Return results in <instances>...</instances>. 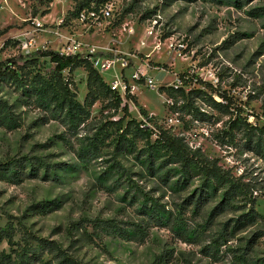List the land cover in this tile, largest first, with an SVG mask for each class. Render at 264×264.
Listing matches in <instances>:
<instances>
[{"label": "rangeland", "instance_id": "1", "mask_svg": "<svg viewBox=\"0 0 264 264\" xmlns=\"http://www.w3.org/2000/svg\"><path fill=\"white\" fill-rule=\"evenodd\" d=\"M99 2L0 0V62L23 56L26 38L36 40L34 52H61L57 32L76 35L100 56L130 59L126 79L144 70L157 84L149 89L142 81L130 94L137 103L122 99L120 110L102 95L89 108V121L73 130L63 115L39 108L26 90L1 82L0 99L12 105L19 127L0 129V165L22 163L16 183L0 172V228L14 226L21 247L25 231L55 241L83 264H237L238 251L256 238L250 262L264 264V150L258 148L264 146V0H107L114 19L103 22L100 33L85 31L73 12L103 6ZM35 20L43 31L35 32ZM160 43L162 50H155ZM53 68L50 59L40 60L42 74ZM116 73L102 76L110 84ZM64 77L84 104L87 72ZM175 85L204 95L171 97ZM122 118L124 126L136 120L154 134L150 140L131 135L120 144L110 123ZM160 130L183 138L201 157L188 168L163 150L147 161ZM27 159L35 164L34 176L27 177ZM203 159L217 161L221 180L206 175ZM120 165L123 177L112 168ZM109 171L114 177L106 176ZM230 176L251 190L216 211L226 202ZM249 212L263 220L234 230ZM18 248L4 242L0 253Z\"/></svg>", "mask_w": 264, "mask_h": 264}, {"label": "trees", "instance_id": "2", "mask_svg": "<svg viewBox=\"0 0 264 264\" xmlns=\"http://www.w3.org/2000/svg\"><path fill=\"white\" fill-rule=\"evenodd\" d=\"M101 1L103 2H99V5L107 2V0ZM83 9L84 8H81L77 12H73V16L77 17L79 12ZM34 15H37V12H35ZM69 17L64 20V23L69 21ZM41 59H50V62L54 65L53 70L49 74H42L40 72L39 64ZM78 69H84L87 72V88L89 93L84 104L77 101L76 94L72 91L70 83L64 77V73L73 74ZM184 79L185 75H182L181 80ZM1 82H9L19 89L26 90L30 96L35 97L36 105L39 108L46 111L52 110L56 114L63 115L73 130H78L83 124L89 121V108L94 106L102 95L109 98L111 97V103L117 110H120L122 106V97L120 94L111 90L110 85L105 82L102 74L94 69L89 56L85 55L65 56L53 50H43L32 53L30 56L11 58L0 62V83ZM201 85L207 91H215L211 84L202 83ZM168 94L171 97L181 95L183 98H186L187 94L204 95V92L201 90H191L187 93V90L184 88L172 87L168 90ZM128 100L137 103L135 97L129 96ZM214 103L219 105L216 102ZM122 111L125 113V117H129V109L127 106H125ZM110 126L117 128L120 144L128 142L131 135L146 136L150 140L154 134L151 128H148L142 122H136V120H131L124 126V118H122L119 122H111ZM18 127L19 122L16 119L12 105L0 99V129L15 130ZM237 128L238 122L235 120L231 125V129L234 131ZM260 131L264 135V128ZM156 136L155 143L153 145L150 144L152 151H146V153L148 152L147 161L151 163L154 161V156L162 150L170 154V161H173L175 164H181L184 168H188L194 164L193 157L198 159L201 157L200 151L192 154L183 138L173 136L169 134V132L163 130L158 131ZM258 148L260 149V153H262L264 146H261L259 143ZM39 161H41V159H39ZM203 161L209 164L210 167L213 166L212 169L209 166H207V170L204 168L207 176L215 178L216 180H221L223 178V176L220 175V170L217 168V161H210L208 159H203ZM26 162L25 165L27 168H31V173L27 177L34 176V172L36 171L35 164L31 159H27ZM21 163L22 160H19L7 165H0V172L7 174V176H5L6 178L3 179L16 183L17 181L15 179L19 178L17 168L20 167ZM112 168L115 169V173L121 174L122 177L124 176L121 165L113 166ZM109 175L114 177L113 175L115 174L111 171L106 172V176L108 177ZM228 184L229 187L225 194L226 202L221 203L216 211L222 210L224 205H227L229 201L239 193H248L251 190L249 184L242 182V178L236 179L230 176ZM202 201L203 196H200L196 204L200 205ZM259 219L263 220V218L255 212L244 214L236 221L234 230L245 224H254ZM24 233L25 236L23 239L25 245L21 247L15 242L16 231L14 226L7 225L6 228H0V245L6 242L13 249L18 246L20 247L13 250L11 254L6 251L0 253V264H54V261L56 262L55 264H83L70 256L59 243L34 236L30 234L29 231H25ZM254 241H256V238L248 243L247 248L243 252L242 250L238 251L239 254L235 256L237 264H251L248 250L251 248ZM32 242H36L37 246H32ZM46 256H51L52 260L46 261Z\"/></svg>", "mask_w": 264, "mask_h": 264}, {"label": "built area", "instance_id": "3", "mask_svg": "<svg viewBox=\"0 0 264 264\" xmlns=\"http://www.w3.org/2000/svg\"><path fill=\"white\" fill-rule=\"evenodd\" d=\"M62 2L63 0H57ZM114 19V5L112 3L103 4V6L99 8H85L81 10L76 18V23L82 25L88 32L96 30L100 31V27L103 25V22H111ZM59 26H61V24ZM36 28L35 32L43 31L44 25L35 20L34 22ZM58 39L64 42L62 51L59 52L65 56H73V55H85L89 56V59L94 67L99 73L117 71L113 81L109 84L110 88L113 92L119 93L122 99H126L131 95H135L140 88V84L144 81V85L149 89H157V84L154 79L148 75L147 71L138 70L135 71L131 79L125 78V70L130 68L131 60L126 59L124 57H112V56H100L95 48H89V45H85L77 39L76 35L68 34V36L64 34H60L55 32ZM37 45V42L34 38H26L21 41V53L23 56H30L32 53H35L34 49ZM173 48V45L169 47ZM155 50L161 51L162 44H158L155 47ZM37 52V51H36ZM180 55V54H179ZM121 70V73L118 71ZM175 88H180L178 85L173 86ZM131 94V95H130ZM170 105H173L172 101H168ZM241 174V172H239Z\"/></svg>", "mask_w": 264, "mask_h": 264}]
</instances>
